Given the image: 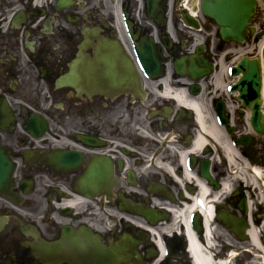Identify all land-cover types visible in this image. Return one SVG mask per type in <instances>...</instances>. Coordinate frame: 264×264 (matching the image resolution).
<instances>
[{
	"label": "flooded vegetation",
	"instance_id": "obj_1",
	"mask_svg": "<svg viewBox=\"0 0 264 264\" xmlns=\"http://www.w3.org/2000/svg\"><path fill=\"white\" fill-rule=\"evenodd\" d=\"M60 1L0 0V102L10 106V122L0 124V143L17 164L20 195L19 203L0 195V264H52L35 255L34 245L42 239H58L64 226L92 228L107 245L127 230L122 216L108 227L101 215L109 204L101 196L99 211L83 200L76 202V208L62 206L84 167L56 174L24 160L27 150L52 146L81 153L83 164L94 156L112 159L119 179L115 195L122 193L124 210L135 208L137 214L120 211L117 201L114 211L135 216L141 226L155 230L150 243L140 245L145 264H195L190 235L216 258H232L234 250L245 252L236 237L223 236L224 230H232L218 219L210 222L216 235L208 241L206 217L197 206L201 198L216 213L225 207L253 224H264L260 196L242 215L240 205L248 186L244 180L232 177L231 187L237 193L213 201L215 193L223 192L225 180L240 168L239 163L230 164L228 146L247 134L240 114L244 110L237 109L236 95L226 93L221 73L238 44L221 39L215 21L201 11L202 0H156L154 12L146 0H72L59 6ZM115 2L125 11L137 43L153 39L158 75L143 77L135 86L140 93L121 89L104 95L73 86L57 88L59 77L77 59L87 30L91 42L87 56H94L93 45L100 39H118L121 51L132 56L130 39V45L122 47V21L115 18ZM191 7L204 31L203 56L213 65L211 75L198 81L178 76L174 64L198 55L185 24ZM39 115L48 120L54 145L47 138L36 141L29 131L31 119ZM231 150L255 162L253 145ZM26 184L31 186L30 195H25ZM150 247L154 251L147 260ZM243 254L238 264H248V254ZM53 264L72 263L58 259Z\"/></svg>",
	"mask_w": 264,
	"mask_h": 264
},
{
	"label": "water",
	"instance_id": "obj_2",
	"mask_svg": "<svg viewBox=\"0 0 264 264\" xmlns=\"http://www.w3.org/2000/svg\"><path fill=\"white\" fill-rule=\"evenodd\" d=\"M203 8L206 14L214 17L221 25V33L224 39L235 38L240 42L244 41V29L251 21L252 15L256 9L255 0H204ZM249 69V71H247ZM244 72V77L236 85V88L241 92V98L245 100L247 105L259 96L260 77L257 67V61L249 62L244 59L239 67L235 69V73ZM259 102L255 103L254 116L252 122L254 126L260 130L259 124ZM55 160V158H54ZM71 163V161H68ZM68 163V165H69ZM98 164L91 167H97ZM13 167L6 159L4 153L0 150V191H7L9 188L10 173ZM106 171V168L104 169ZM93 172H97L94 169ZM99 180L89 179L82 183L85 186L96 187ZM97 252V251H95Z\"/></svg>",
	"mask_w": 264,
	"mask_h": 264
},
{
	"label": "bare ground",
	"instance_id": "obj_3",
	"mask_svg": "<svg viewBox=\"0 0 264 264\" xmlns=\"http://www.w3.org/2000/svg\"><path fill=\"white\" fill-rule=\"evenodd\" d=\"M264 45V38L260 44V54H261V49ZM261 66H262V72H263V75H264V61H262L261 63ZM263 95H264V91H263ZM261 101V109H262V113L264 115V103L262 102V98L260 99ZM232 148L228 146V151H229V159H230V164H238V163H242L244 162L246 164L245 167H243V169H247L249 170V172H251V174L249 175V173H241L239 174L240 170H238L236 173L232 174L231 176H229L225 182H224V185H223V192H226L228 191L230 188H231V178H241L242 180L248 182L251 184V186H254V188L256 189L259 185L258 183H260V186H262L264 188V171L262 169V167L260 166H250L246 160H244L239 154L235 155L236 153L234 151L231 150ZM222 193H215L214 194V201L217 202L218 199H220L221 195L223 194ZM207 193V189L205 188L204 189V195H206ZM212 209L209 208L208 210L205 211V214L207 216V218H209L211 215H213V212L211 211ZM151 232L154 233L155 230L150 228ZM208 236L210 237L213 232L211 229H209L208 227ZM249 235L251 236V242L253 243V245H260V241H259V238L256 234V229L252 228L250 231H249ZM190 239H191V249H192V252H193V257H194V261H195V264H216L210 253L209 252H205L203 250V247L200 246L199 243H197V241L192 238V235H190ZM259 257V256H258ZM263 261H264V256H261Z\"/></svg>",
	"mask_w": 264,
	"mask_h": 264
},
{
	"label": "rangeland",
	"instance_id": "obj_4",
	"mask_svg": "<svg viewBox=\"0 0 264 264\" xmlns=\"http://www.w3.org/2000/svg\"><path fill=\"white\" fill-rule=\"evenodd\" d=\"M255 29L260 30L257 31V33H262L264 31V10L262 9H258V13H257V18H256V24H255ZM256 46V47H255ZM250 48L253 49V53H249L252 56H256L257 53L259 52V44L255 45V41L254 44H250ZM246 51V47H239V52H243ZM264 150V148H262Z\"/></svg>",
	"mask_w": 264,
	"mask_h": 264
}]
</instances>
